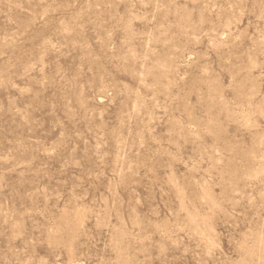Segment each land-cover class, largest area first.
<instances>
[{
	"label": "rangeland",
	"instance_id": "rangeland-1",
	"mask_svg": "<svg viewBox=\"0 0 264 264\" xmlns=\"http://www.w3.org/2000/svg\"><path fill=\"white\" fill-rule=\"evenodd\" d=\"M0 264H264V0H0Z\"/></svg>",
	"mask_w": 264,
	"mask_h": 264
}]
</instances>
